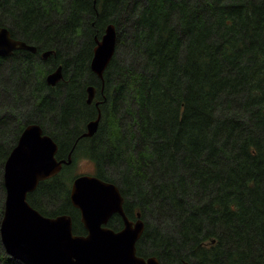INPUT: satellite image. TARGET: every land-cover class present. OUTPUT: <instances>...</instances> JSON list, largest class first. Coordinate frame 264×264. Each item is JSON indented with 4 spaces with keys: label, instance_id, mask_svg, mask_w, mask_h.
Wrapping results in <instances>:
<instances>
[{
    "label": "trees",
    "instance_id": "obj_1",
    "mask_svg": "<svg viewBox=\"0 0 264 264\" xmlns=\"http://www.w3.org/2000/svg\"><path fill=\"white\" fill-rule=\"evenodd\" d=\"M108 23L116 48L101 80L90 61ZM0 25L36 46L0 56V221L5 160L35 122L57 159L72 150L28 193L42 214H69L86 233L69 199L84 157L119 187L130 219L140 212L139 255L264 264V0H0ZM58 65L63 78L47 84ZM97 100L99 125L82 137ZM0 264H23L1 240Z\"/></svg>",
    "mask_w": 264,
    "mask_h": 264
},
{
    "label": "water",
    "instance_id": "obj_2",
    "mask_svg": "<svg viewBox=\"0 0 264 264\" xmlns=\"http://www.w3.org/2000/svg\"><path fill=\"white\" fill-rule=\"evenodd\" d=\"M116 39L113 23H108L103 34L94 38L90 68L101 80L114 54ZM19 49L34 52L36 46L13 38L10 30L0 25V56ZM51 52L44 51L41 56L46 59ZM62 78V66L58 65L47 73L46 82L54 86ZM86 90L87 102L91 103L96 88L90 85ZM100 118L98 108L97 117L86 124L81 136L91 137ZM57 151V142L33 122L23 128L9 152L3 166L5 199L0 221V240L5 252L23 264H161L156 256L137 253L136 243L144 230V221L140 212L135 219L127 216L124 197L111 181L94 174H79L72 180L69 199L80 212L85 234L73 232L69 214L44 215L30 204L28 193L72 161V150L67 159H57ZM114 214L122 219L119 229L108 225Z\"/></svg>",
    "mask_w": 264,
    "mask_h": 264
},
{
    "label": "rangeland",
    "instance_id": "obj_3",
    "mask_svg": "<svg viewBox=\"0 0 264 264\" xmlns=\"http://www.w3.org/2000/svg\"><path fill=\"white\" fill-rule=\"evenodd\" d=\"M77 174L86 173L94 174V164L87 158H79L75 164Z\"/></svg>",
    "mask_w": 264,
    "mask_h": 264
},
{
    "label": "flooded vegetation",
    "instance_id": "obj_4",
    "mask_svg": "<svg viewBox=\"0 0 264 264\" xmlns=\"http://www.w3.org/2000/svg\"><path fill=\"white\" fill-rule=\"evenodd\" d=\"M10 33H11V32H10ZM11 36H12V34H11ZM12 37L15 38V39H19V38H16V37H14V36H12ZM34 52H36V51H34ZM42 53H43V52H42ZM42 53H41V55H42ZM95 93H97V88H96ZM95 96H96V94L94 95V99H95ZM94 99H93V100H94ZM93 100H92V102H93ZM92 102H91V103H92ZM97 102H98V105H99V103L101 102V100H97V101L94 102L95 106L97 107V115H98V107H99V106L96 105ZM87 103H88V102H87ZM97 115H96V117H97ZM96 117H95V118H96ZM95 118H94V119H95ZM91 120H92V119H91ZM89 121H90V120H89ZM89 121H87L86 124H87ZM86 124H85V125H86ZM85 128H86V126L83 128L84 131H85ZM84 131H83V132H84Z\"/></svg>",
    "mask_w": 264,
    "mask_h": 264
},
{
    "label": "bare ground",
    "instance_id": "obj_5",
    "mask_svg": "<svg viewBox=\"0 0 264 264\" xmlns=\"http://www.w3.org/2000/svg\"><path fill=\"white\" fill-rule=\"evenodd\" d=\"M87 92V91H86ZM96 94V93H95ZM87 95V94H86ZM94 99V98H93ZM87 102V101H86ZM86 126V125H85ZM85 130H86V128H85ZM114 183V182H113Z\"/></svg>",
    "mask_w": 264,
    "mask_h": 264
}]
</instances>
